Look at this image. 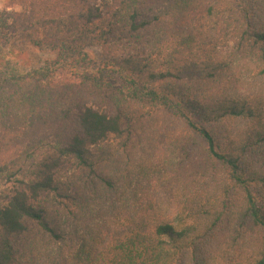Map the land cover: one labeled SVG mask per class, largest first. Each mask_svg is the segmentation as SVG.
I'll list each match as a JSON object with an SVG mask.
<instances>
[{
    "label": "trees",
    "instance_id": "obj_1",
    "mask_svg": "<svg viewBox=\"0 0 264 264\" xmlns=\"http://www.w3.org/2000/svg\"><path fill=\"white\" fill-rule=\"evenodd\" d=\"M14 3L0 51L83 71L0 72V264H264V0Z\"/></svg>",
    "mask_w": 264,
    "mask_h": 264
},
{
    "label": "rangeland",
    "instance_id": "obj_2",
    "mask_svg": "<svg viewBox=\"0 0 264 264\" xmlns=\"http://www.w3.org/2000/svg\"><path fill=\"white\" fill-rule=\"evenodd\" d=\"M10 7L9 10L19 11L20 8L15 5L14 0H0V11L5 8ZM146 40H139L134 37L127 39L125 45L128 47V51H146L148 50V45L144 43ZM85 51L90 59V64L84 68H88L90 71L95 73L99 69H104L106 66L107 74L110 76L109 80L117 87L120 86L122 80L117 74L112 73L109 66H107L108 60L112 57L111 53H104L91 39H84ZM232 45L230 44L227 51L232 52ZM242 65V68L246 69L245 75L248 77L254 76L258 70L255 68V63L253 60L245 58L238 62ZM39 70L50 71L55 80H69L73 78L75 72L81 73L83 67H74L72 65H62L57 61L54 54L50 53L48 50H39L30 46H17L10 49H4L0 51V72L12 73L14 75L23 76L26 74L33 73ZM9 92H0V105L7 98ZM5 104V103H4ZM18 106V102H15V107ZM8 101V108H0L1 112L10 111L16 109ZM142 155H147L146 151L139 153ZM13 180H7L4 174L0 173V206L6 203V195L12 189Z\"/></svg>",
    "mask_w": 264,
    "mask_h": 264
}]
</instances>
